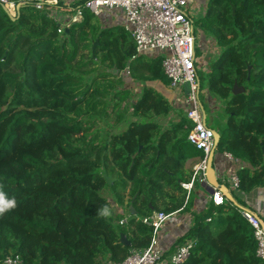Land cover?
<instances>
[{
  "label": "trees",
  "instance_id": "obj_1",
  "mask_svg": "<svg viewBox=\"0 0 264 264\" xmlns=\"http://www.w3.org/2000/svg\"><path fill=\"white\" fill-rule=\"evenodd\" d=\"M5 1L23 6L12 20L0 0V194L16 202L0 215V264L16 255L23 264L122 262L151 243L153 229L142 218L191 211L196 194L193 190L188 196L181 186L192 177L185 166L189 159L204 157L188 141L193 124L180 104L175 107L145 86L131 103L141 121L111 138L89 140L78 118L101 105L107 108L98 100L97 78L89 84L87 77L96 72L90 67L128 68L134 82L168 85L162 59H132L130 34L119 25L104 26L88 10L82 9L81 22L59 33L58 22L37 10L35 0ZM202 2L206 11L200 10L198 26L220 51L206 85L224 102L227 114L218 152L248 164L237 175L240 193H249L264 187V0ZM82 5L75 2L72 12ZM203 80L199 76L200 88ZM235 83L243 93L233 95ZM107 84L105 95L114 89ZM114 96L120 101L131 97L127 89ZM171 115L177 119L166 127L158 122ZM123 121L119 114L118 122ZM111 198L127 206L130 218L123 224V214H111ZM105 208L108 214L102 215ZM253 233L230 201L209 202L193 213L190 228L165 257L192 242L183 264H264ZM122 235L130 246L120 242Z\"/></svg>",
  "mask_w": 264,
  "mask_h": 264
},
{
  "label": "built area",
  "instance_id": "obj_2",
  "mask_svg": "<svg viewBox=\"0 0 264 264\" xmlns=\"http://www.w3.org/2000/svg\"><path fill=\"white\" fill-rule=\"evenodd\" d=\"M82 2V7L74 14L64 12L72 9L69 0H35L34 7L39 11L48 12L59 24V33L69 29L79 19H82V9L88 10L105 25L107 20L123 18L122 27L130 34L137 59L141 56L160 57L164 75L169 80L171 100L181 98L187 104L186 115L193 127L188 135V141L204 155L194 167L191 180L181 184L189 194L195 184L206 183L207 160L215 147L214 134L203 119L201 111V88L196 62V38L194 21L188 9L199 8L200 0H74ZM12 15L17 16L16 4L1 0ZM74 9V8H73ZM200 9V8H199ZM120 20V19H118ZM195 55V57H194ZM128 69V68H127ZM129 70V69H128ZM126 70V72H129ZM170 100V101H171ZM201 178V179H200ZM227 184L234 192L239 191L240 179L237 173L227 178ZM226 186V183L223 184ZM228 201L217 189L211 196L215 206H221ZM240 214L249 222L257 242L256 255L264 260V222L253 211L240 207ZM180 209L171 214L154 212L142 218L143 223L152 227L153 236L150 245L143 250L133 251L122 262L107 264H183L187 261L193 248L192 242H187L177 248L168 258V251L160 246L159 234L170 219L182 213ZM4 264H23L20 256H10Z\"/></svg>",
  "mask_w": 264,
  "mask_h": 264
},
{
  "label": "rangeland",
  "instance_id": "obj_3",
  "mask_svg": "<svg viewBox=\"0 0 264 264\" xmlns=\"http://www.w3.org/2000/svg\"><path fill=\"white\" fill-rule=\"evenodd\" d=\"M202 1L200 0L201 2L200 8L201 10H204L203 14H205L206 11L205 2L203 3ZM205 1L207 2V0ZM188 11L190 13L191 18L194 21V26H195V38H196L195 52H196L198 73L199 76H202L204 78L203 80L204 83L201 88L202 90H201L200 100L202 101L201 103H203V106H205L204 109L207 115L208 127L211 128L212 130H217L220 132L218 120L221 118H225L227 120V114L225 111L224 102L220 101L219 99L213 96L217 100L218 106H220L219 107L220 110L212 112L208 106V102L205 96L208 92L206 85L207 74L210 72L211 62L214 59H216V57L219 55V48L213 38L209 36H205L204 33L200 31V28L198 26V20H199L198 18L201 17L202 11H200L199 8H193V7H190ZM81 21L82 19H79L77 23ZM202 45L205 47L206 50L203 49ZM90 68L92 69L96 68V72L93 73V75L87 77L89 78V84L91 82L90 79L97 78V86H95V88L99 89V91L101 92L100 95L98 96V100L105 101V103L107 104V108L104 109V106L101 105L97 108V111L95 113L91 115H87V116L85 115L79 117L78 121L83 123L84 129L89 130V133H87V138L89 140L92 139L95 135H97L99 136V141H101V139L104 140L105 138H109V137L111 138L113 134H119L122 131H125L130 123L141 121V119H139L138 117L133 116L131 103L132 102L134 103V101L140 96L145 86L151 87L152 84L138 83V81L134 82V80L130 76L131 75L130 70L128 69L126 70H128L129 72H119L115 69L105 68L101 64H98L97 66H91ZM119 80H121L122 83H119L118 82ZM105 81L107 83L112 82L114 85V89L109 90L110 92L107 95H105L102 92L103 89L108 85L107 83H105ZM125 89H127L130 93L131 97L129 99L125 101H120L118 97L114 96L116 95V92L119 93ZM166 95L167 98L170 99L168 97L169 94L166 93ZM182 111L186 113V110L184 108L182 109ZM119 114H122L124 117V121L121 123L118 122ZM175 116L171 115V118L166 120L159 119L158 122L163 124V127H166V124H168L167 122L177 119L175 118ZM105 196L109 197V193H106ZM110 202L112 207L111 214L112 216L115 217L118 215L117 206L119 205L116 203V201L113 198L110 199ZM124 208H125L124 212L126 214V217H129L127 206L124 205ZM124 222H126V219L122 220L120 224H123Z\"/></svg>",
  "mask_w": 264,
  "mask_h": 264
},
{
  "label": "crops",
  "instance_id": "obj_4",
  "mask_svg": "<svg viewBox=\"0 0 264 264\" xmlns=\"http://www.w3.org/2000/svg\"><path fill=\"white\" fill-rule=\"evenodd\" d=\"M69 3H70L69 8H72V7L74 8L75 1L69 0ZM73 8L66 10L64 12H67L68 14H74L72 12ZM200 10H201V8H200ZM118 19H120V20H118ZM101 23L103 24V22H101ZM122 23H124L123 18H117V19L111 18V19L107 20V22H105V26H114V25L122 26ZM202 47L204 50H206L203 45H202ZM219 53H220V51H219ZM146 83L152 84L151 88L154 87L153 89L157 90L158 92H160L163 95L164 94L166 95V93H168L169 94L168 97L171 99V94L169 92L168 85H164L160 81H148V82H145V84ZM163 86H166V87H163ZM211 95L212 94L209 91L205 95L210 110L212 112L220 110V108H219L220 106H218L217 100L213 97V95L212 96ZM165 97H167V95ZM171 102L174 106L180 104V105H178L179 108H181V107L186 108L187 107V105H182V104H184V101L179 97L171 100ZM170 118H171V116L167 119H170ZM218 123H219L220 129H222L226 124V119L221 118L218 120ZM200 160H201L200 156L189 159L186 162V166H185L186 169L188 171H190L191 173H193L194 167L200 162ZM247 166H248V164L241 162L237 159H234L228 153H219L218 149H217L216 156L214 159V168H215L216 176H217L218 180L220 181L221 184L226 183V186L229 188L230 194L233 196V198L235 199V201L237 202V204L239 206H242V205L240 203H238V200H240L243 203L244 206H242V207H245V208L253 211L264 222V187H259L255 190H253L252 192L243 194V193H240V191L234 192L233 190H231L230 185L227 184V182H226L227 178L231 174L237 173L240 169L247 167ZM194 192L196 195H195L194 205L191 208V211L189 213H180L175 218L168 220L166 222V224L164 225V227L162 228L160 234H159L160 246L163 249H165V251H169L172 248L175 241L180 236L185 234V232L190 228L193 213H200L201 211H203L206 208L208 203L211 202L212 194H211L210 189H208V185L206 183L205 184H199L197 186L195 185ZM124 211H125L124 207L117 206V214H123L124 218L126 220H128V218H130V216L126 217V214ZM104 261L106 264L108 263V261H106V260H104Z\"/></svg>",
  "mask_w": 264,
  "mask_h": 264
},
{
  "label": "water",
  "instance_id": "obj_5",
  "mask_svg": "<svg viewBox=\"0 0 264 264\" xmlns=\"http://www.w3.org/2000/svg\"><path fill=\"white\" fill-rule=\"evenodd\" d=\"M21 6H23L22 3H19L18 5H16V11L18 12L19 9L21 8ZM4 11L7 13V15L12 19L15 20L16 17H14L12 15V13L9 11L7 6H3ZM99 45V41H96L92 47V53L94 54L95 49L97 48V46ZM195 57V55H194ZM233 95H239L241 93L244 92V88H241L237 85V83H235L234 88H233ZM201 111L203 114V119H204V123L207 125V115H206V111L204 109V106L201 105ZM213 134H214V140H215V147L213 149V151L210 153L208 160H207V170H206V184L208 185V189H210L211 194H213L214 189L219 190L224 196L225 198L230 201L233 205H235L236 207L240 208L241 206H239L237 204V202L235 201V199L233 198V196L230 194L229 189L227 186L223 185L220 183V181L218 180L217 176H216V171L214 168V159L216 156V151L218 149L220 140H221V135L217 130H212ZM108 184L111 185L112 184V179L108 176L105 177ZM201 179V178H200ZM132 213L135 214V211L132 210ZM120 242L122 244H124L125 246H130L129 241L127 240V238L122 235L120 238Z\"/></svg>",
  "mask_w": 264,
  "mask_h": 264
},
{
  "label": "clouds",
  "instance_id": "obj_6",
  "mask_svg": "<svg viewBox=\"0 0 264 264\" xmlns=\"http://www.w3.org/2000/svg\"><path fill=\"white\" fill-rule=\"evenodd\" d=\"M15 205H16V202H15L14 198L13 199H9V198H6L3 194H0V215H3L6 212H8L11 209H13L15 207ZM101 214L102 215H107L108 214L107 209L106 208L102 209L101 210Z\"/></svg>",
  "mask_w": 264,
  "mask_h": 264
},
{
  "label": "bare ground",
  "instance_id": "obj_7",
  "mask_svg": "<svg viewBox=\"0 0 264 264\" xmlns=\"http://www.w3.org/2000/svg\"><path fill=\"white\" fill-rule=\"evenodd\" d=\"M9 11L12 12V8L11 7L9 8Z\"/></svg>",
  "mask_w": 264,
  "mask_h": 264
}]
</instances>
